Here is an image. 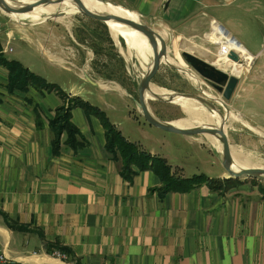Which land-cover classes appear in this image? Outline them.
<instances>
[{"label": "crops", "instance_id": "crops-1", "mask_svg": "<svg viewBox=\"0 0 264 264\" xmlns=\"http://www.w3.org/2000/svg\"><path fill=\"white\" fill-rule=\"evenodd\" d=\"M113 1L158 22L176 57L183 51L181 45H186L231 72L238 64L223 53L225 47L247 60L241 64L246 72L253 59L264 58V0H169L167 9L163 6L167 0ZM219 9L223 10L217 12L220 16L213 14ZM253 11L256 23L242 31L244 20L236 21L235 12L249 16ZM234 33L243 34L244 40L235 38L241 45L233 40ZM10 36L4 46L12 50L4 55L12 60L8 54L15 52L14 42L28 40ZM37 41L28 42L47 62L60 65L46 52L52 49L51 39L44 35ZM7 74V68L0 67V244L11 261L264 264V194L258 189L221 193L201 183L184 192H164L152 170L138 172L130 182L121 176L119 163L106 149L102 121L81 107L72 110V121L87 146L74 151L63 144L55 155L50 120L63 101L48 90L10 92ZM38 76L49 82L46 76ZM75 76L77 83L66 92L69 96L119 115L130 125L127 129L132 125L141 138L132 139L121 121L107 116L126 138L166 158L173 173L181 177L204 173L199 168L187 172L192 158L199 164H213L191 136L147 129L153 126L135 115V106L119 87L89 83L77 71ZM95 94L97 100L92 98Z\"/></svg>", "mask_w": 264, "mask_h": 264}, {"label": "rangeland", "instance_id": "rangeland-1", "mask_svg": "<svg viewBox=\"0 0 264 264\" xmlns=\"http://www.w3.org/2000/svg\"><path fill=\"white\" fill-rule=\"evenodd\" d=\"M26 2L27 0L17 1L21 5L23 3L29 4ZM112 2L118 3L113 0ZM74 7L72 9L65 8L55 13L47 12L40 17L31 16L21 19L10 16L0 8V59L11 60L4 55L7 53V46H4V44L8 36L11 37L10 35H13L15 38L23 37L32 43H38L39 37L46 35L52 41V49H48L46 52L50 53V57L57 63L65 67H71V69L64 68L56 63L47 62L46 58L28 41L16 40L14 42L15 52L8 55L12 59L20 60L24 66L28 67L35 74L46 76L50 83L57 82L59 85H56L64 92H69L71 85L77 83L75 71L83 77L88 75L94 82H100L101 87H119L135 106V115L137 113L139 117L144 119L132 99L138 98V85L144 74L140 69L138 56L135 55L127 61L122 55V50L127 53L125 39L120 36L117 40L106 23L84 15L75 4ZM128 10L136 13L139 20H142L155 31L164 35V29L158 22L154 21L153 23L138 11ZM217 12L223 13V10H213V14L220 16ZM235 13L238 17L236 21L244 20L241 27L242 31L248 26L247 24L253 27L252 25L256 23V21H252L254 19L253 15L256 14L254 11L249 16L245 13ZM59 14H62V16L56 17ZM222 25L226 29L229 28V26L223 23ZM233 36L238 41L244 40L243 34L234 33ZM216 49H219V47ZM170 51L168 56L173 58L181 66V69L177 64H171L163 60L151 85L168 90L171 89L170 91L175 94L200 96L207 99L208 102L220 110L223 117L226 115L227 121H225L224 127L229 137L231 148L239 147L244 152L253 155L256 158L254 159L255 162L264 168V58H260L257 61L253 59L252 63L248 66L247 72L242 67L243 71L237 74L240 77V83L231 100L227 101L209 82L191 68L185 61L181 51H178L177 57L174 56L172 49ZM240 64L246 65L247 60L242 58ZM0 67H5L1 64V61ZM227 72L231 73L229 69H227ZM89 83L91 82L89 81ZM92 88L95 87L93 86ZM55 95L58 99H61L57 93ZM70 97L72 98V96ZM92 98H96L97 100L96 94ZM50 99H52V96ZM191 100L195 106L207 110L200 101ZM69 102L66 101V104L68 105ZM148 105L154 115L161 120L172 122L179 119L191 118L185 111V108L174 101L148 99ZM103 106L106 108V105L103 104ZM228 111L238 118L228 117ZM107 112V115L111 119L122 122V126H125L124 130L126 134H129L132 139L138 140L140 137L138 130L131 125L130 131L132 132L130 133L127 129V126L128 128L130 127L129 124H125L121 120V117L115 115L112 111ZM148 125L150 124L148 123ZM195 126L201 125L195 123L191 127ZM146 127L147 129H152V131H154L153 129L158 130L156 127L153 128L154 126L152 128L151 126ZM189 136L193 139V144L196 147H200L202 153L207 154L208 157L206 158L213 159V164L211 162L208 165L199 164V160L196 163L195 159L192 158L191 161L193 163L186 169L188 173L199 168L206 172L200 174L213 175V178L221 179L222 181L232 178L221 164V151L218 150L217 145L209 140L208 134ZM238 179H241V182L236 183L234 186L228 185L227 190L224 189L225 192L221 193L237 192L245 189L257 191L258 189L259 193L264 194V180L255 178Z\"/></svg>", "mask_w": 264, "mask_h": 264}, {"label": "water", "instance_id": "water-1", "mask_svg": "<svg viewBox=\"0 0 264 264\" xmlns=\"http://www.w3.org/2000/svg\"><path fill=\"white\" fill-rule=\"evenodd\" d=\"M64 1H70L74 3L81 13L91 18L97 19L101 22L108 23L109 21H113L116 23H120L138 31L142 35H144L149 41L152 50H153V59L150 69L143 74L139 85H138V98H132L135 102L136 106L140 110L144 120L150 125L161 129L163 131L177 133L182 135H196V134H208L213 135L220 139L222 150H221V164L223 168L229 173V176L232 178H255L264 180V168H246L241 170H234L232 167L233 164V155L231 152V144L229 142V137L225 131L224 123L221 122L219 127L216 126H195V127H178L173 122L161 120L150 110L148 105V99H158L163 101H173L172 96L168 98L164 97H150V88L152 84L153 78L159 71L161 63L163 62V58L168 56L169 47L163 38V36L151 28L148 24L144 23L142 20L136 21L130 18H125L112 13H99L90 10L82 0H36L33 3L22 4L19 6H11L7 3L6 0H0V8L6 13L10 12H29L33 10L35 7L50 4V3H60ZM105 4H113L114 6L121 4L112 2L110 0H99ZM164 9H167L169 6V0L164 3ZM126 8L125 6H123ZM128 9V8H126ZM62 16V14L57 15ZM221 26V25H220ZM226 34L229 32L221 26ZM232 38L236 41L235 37ZM237 42V41H236ZM240 44L239 42H237ZM241 45V44H240ZM183 51L182 55L185 61L191 66V68L197 72L202 78H204L207 82H209L219 93L223 95V97L229 101L233 97L239 83L240 77L234 75L232 72L228 73L227 70H224L218 66H216L213 61H207L200 57L193 49L189 46L181 45ZM228 58L233 62L240 64L242 58L239 53L235 50H231L227 54ZM88 81L93 84H96L88 75L85 76ZM177 96H182L184 98H190L200 101L209 111H217L221 118L223 117L220 113V110L216 108L213 104L207 101V99L200 96L193 95H183L176 94ZM149 96V97H148Z\"/></svg>", "mask_w": 264, "mask_h": 264}, {"label": "trees", "instance_id": "trees-1", "mask_svg": "<svg viewBox=\"0 0 264 264\" xmlns=\"http://www.w3.org/2000/svg\"><path fill=\"white\" fill-rule=\"evenodd\" d=\"M0 61L8 70L7 86L10 92L21 91L26 93L30 88H36L56 92L61 97L63 104L57 107L54 118L50 120L53 133L51 142L53 154H59L63 144L74 151L87 146V140L72 121V110L81 107L87 113L96 115L102 121L106 134V149L112 159L119 163L121 176L130 182L138 172L146 170H152L159 176L162 183L160 189L164 192H184L201 183H206L215 191L225 192L224 189L227 190L228 185L234 186L236 183L241 182V179L238 178H227L222 181L203 174L181 177L173 173L172 165L166 158L152 155L143 150L138 143L126 138L116 125L110 121L105 111L99 107L91 105L81 97L71 98L60 87L36 75L18 60L2 58ZM66 101H70L68 105Z\"/></svg>", "mask_w": 264, "mask_h": 264}, {"label": "bare ground", "instance_id": "bare-ground-1", "mask_svg": "<svg viewBox=\"0 0 264 264\" xmlns=\"http://www.w3.org/2000/svg\"><path fill=\"white\" fill-rule=\"evenodd\" d=\"M6 1L11 6L16 7V6L21 5V4L17 3L18 0H6ZM34 1H36V0H27L26 3H33ZM82 1L90 10H92L94 12L112 13V14H116V15H119V16H122L125 18H130V19L139 21L136 13L124 8L123 6H120V5L114 6L113 4H105L99 0H82ZM65 8H68V9L75 8L74 3L70 2V1H64V2H60V3L53 2L50 4H44V5L37 6L29 12H10L8 14L14 18H20L21 19V18H27V17H31V16L40 17L44 13H47V12L55 13V12H58V11L65 9ZM107 25L110 27V31H111L112 35L114 36V38L117 39L118 37L121 36L122 38L125 39L126 44H127V53L122 50V55L126 58V60L127 61L130 60L135 55L138 56L140 69L143 71V73L147 72L150 69V66L152 64L151 60L153 58V50H152V47H151L149 41L147 40V38L144 35H142L141 33H139L138 31L130 29L129 27L122 25L120 23L109 21L107 23ZM229 39H231V38H229ZM240 49L243 53L246 54V52L242 48H240ZM222 50H223V53L225 52L226 54H228V52H229L226 49V47ZM163 60H165L166 62L171 63V64H177L174 61V59L169 57V56L164 57ZM222 63H223V61H222ZM135 64H137V63H135ZM179 67L181 69V66H179ZM242 71H243V68H242L241 64H238L232 73L234 75L238 76L237 74H240ZM170 90L156 86V85H151L150 95H151V97H164V98H168V97L172 96V99L174 102L179 103L182 107L185 108V111L188 113V115L191 118L179 119V120L172 121L173 124H175L176 126L185 128V127H191L195 123H199L201 126L219 127L221 122H223V119L225 121H227L226 115L221 118V116L219 115V113L217 111H209V110H206L203 108H199L193 104L194 102H192V100L190 98H184L182 96H177L174 92H172ZM227 116L230 118H238L235 115L233 116L230 112L227 113ZM208 138L213 144L217 145L218 150H220V151L222 150V145H221V141L219 138H217L213 135H208ZM231 152L233 155L232 167L234 170L261 167V165L259 163L255 162L254 159H256V158L253 155L244 152L241 148H239V147L234 148L233 147V148H231Z\"/></svg>", "mask_w": 264, "mask_h": 264}, {"label": "built area", "instance_id": "built-area-1", "mask_svg": "<svg viewBox=\"0 0 264 264\" xmlns=\"http://www.w3.org/2000/svg\"><path fill=\"white\" fill-rule=\"evenodd\" d=\"M8 50H12V48H7L6 47V51ZM58 256H61V254L56 253ZM0 264H16L13 261H11V259L5 254L4 249L2 248L1 244H0Z\"/></svg>", "mask_w": 264, "mask_h": 264}]
</instances>
